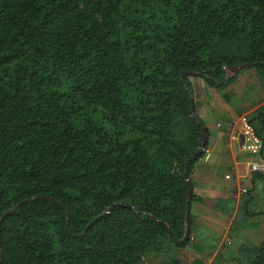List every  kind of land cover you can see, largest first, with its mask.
Returning <instances> with one entry per match:
<instances>
[{
  "label": "trees",
  "instance_id": "1",
  "mask_svg": "<svg viewBox=\"0 0 264 264\" xmlns=\"http://www.w3.org/2000/svg\"><path fill=\"white\" fill-rule=\"evenodd\" d=\"M244 64L264 92V0H0V221L26 202L1 224L0 264H147L187 248L211 136L192 80L224 90ZM248 125L264 158V107ZM227 262L264 264V243Z\"/></svg>",
  "mask_w": 264,
  "mask_h": 264
},
{
  "label": "rangeland",
  "instance_id": "2",
  "mask_svg": "<svg viewBox=\"0 0 264 264\" xmlns=\"http://www.w3.org/2000/svg\"><path fill=\"white\" fill-rule=\"evenodd\" d=\"M226 72L228 77L232 76L229 71ZM192 82L194 85V96L197 102V116L209 126L212 135L219 132V129L216 128L217 121L220 122L221 128L226 130L229 127V123H233L234 127L228 130L229 136L238 139L239 133L246 130L245 123L248 122L249 116L264 107V92L260 86V81L254 68L241 70L234 83L224 90L209 88L205 80L200 77H194ZM225 95H227V97H225ZM227 98H230V102L227 101ZM223 103L224 105L226 104V106H224V111L219 107L221 104L223 105ZM255 145L250 142L245 152L241 155L246 159H254L253 161L255 162H252L253 165L250 168V172L259 171L260 169L261 171L259 172H263L264 158L261 156L260 152H254ZM226 174H229L230 179H232L233 172L228 164L219 169V176L223 183L231 184L232 182L225 180ZM242 187L248 190V192H251V195L246 196L243 202L251 198L252 202L248 210L255 213L254 216L249 218L246 215L244 216V213H240L238 210L239 208H237L235 204H224L223 208L230 212V215H226L225 218L221 217L218 211L214 213L208 207L203 208L202 212L206 217V221L203 220L204 222L201 227H208L210 232L205 234L207 231H205L204 228H200L199 234L204 233V235L211 237L209 233H212L214 234L216 242L206 243L208 246H211L208 248L205 244H202L203 242H197L195 240V242L193 241L187 248H172V251L167 252L162 257L149 256L147 264H159L161 261L178 258L177 253L179 251L184 252L183 256L179 258L182 264H210L211 262H213L212 264H229L225 259L236 256L241 245L244 244L249 247H259L262 245L264 243L263 184L257 182V186L254 188L252 181H248L242 184ZM225 220L227 222L232 220L233 222L232 228L228 233V224ZM210 237L206 239L202 237V239L209 241L211 239ZM229 242L233 244V248H229ZM200 246L206 253L202 251L201 253L199 252V257L196 253L199 251ZM216 253L218 255H216Z\"/></svg>",
  "mask_w": 264,
  "mask_h": 264
},
{
  "label": "crops",
  "instance_id": "3",
  "mask_svg": "<svg viewBox=\"0 0 264 264\" xmlns=\"http://www.w3.org/2000/svg\"><path fill=\"white\" fill-rule=\"evenodd\" d=\"M224 106H226V104L224 105L223 103V105L221 104L219 107L224 111ZM219 125L221 124L217 121L216 128L219 129V132L214 135L211 134L210 145L208 152L206 153L207 157L205 156L196 164L193 175V181L195 185L194 193L203 199L202 203H196L192 209V215L194 219L191 228L193 231V240L194 242L195 240L197 242H203L202 244H205V246L208 248L211 246H208L207 244L213 243V241L216 242V240L214 239V234L212 233H209L211 234V237L204 235V233L199 234L200 228H204L201 227L202 223L206 221V217L204 216L202 209L208 207L214 213H216V211L220 212L221 217L225 218L226 214L224 213V210H220L221 207H224L225 203L227 205L235 204L237 208L240 207V204L247 195L242 196L239 201H236L233 199V194L239 191L241 188H244L242 187V184L252 181V172H250V168L253 165L252 162H255L253 161L254 159L243 158L241 154L245 152L250 142L254 145L257 143V139L254 137L251 129L249 128H245L246 130L239 133L238 139H234L233 137L229 136L228 130L221 128L222 126ZM241 135L245 136L244 144H242L240 140ZM226 164L230 165V169L233 172L232 179H227V177H230L229 174L225 175V180L232 182L231 184L223 183L219 176V169L223 166H226ZM259 171H261V169ZM226 223L228 224V233V231H230L232 228L233 222L230 220L228 222L226 221ZM204 230L207 231L205 234L210 232L208 227L204 228ZM202 237L205 239L210 237L211 239L209 241H205L202 239ZM229 245V248H233V244L231 242H229ZM201 251L206 253L205 250H203L200 246L196 255L200 257ZM183 254V251H179L177 256L181 258ZM216 255L218 254L216 253ZM228 260L229 259H225L226 262ZM212 263L213 262L210 264Z\"/></svg>",
  "mask_w": 264,
  "mask_h": 264
},
{
  "label": "water",
  "instance_id": "4",
  "mask_svg": "<svg viewBox=\"0 0 264 264\" xmlns=\"http://www.w3.org/2000/svg\"><path fill=\"white\" fill-rule=\"evenodd\" d=\"M251 66L252 65H250V64L238 65V66H234V67L228 68L227 71H229L232 74V76H235L240 70L246 69V68H250ZM182 75H183V77H186L188 75H194L195 76V75H199V73H197V72H186V73H183ZM191 101H192L191 118H192V120L194 122H197L196 117H195V101H194V97L193 96L191 98ZM200 125H202V127H203L204 135H203V138L201 140V149L194 155L193 159H195V158H197V157H199L201 155V153H202V151H203V149L206 146V143L208 141V135H209L208 128L205 125H203V124H200ZM240 140H241L242 144H244L245 143V136L244 135H241ZM187 177H188V175H187ZM191 197H192V190L190 189L189 190V194H188V201L189 202L191 201ZM38 199H45V200L54 202V203H56L58 205H61L57 200L52 199V198H49V197H45V196H43V197H35L32 200H38ZM24 203H26V202H24ZM24 203H21L20 205H22ZM20 205H18V206H20ZM62 207L64 208V206H62ZM16 208H14L11 211H9V212H7V213L4 214V216L2 217V219L0 221V227H1V224H2V222L4 220V218L6 216H8V215L13 214ZM186 210H187V215H188L189 214V210H190L189 204H188ZM111 211H112V207L108 209V212H111ZM188 240H189V233H187L186 236L182 240H177L176 241V244L179 247H183L184 245H186L188 243Z\"/></svg>",
  "mask_w": 264,
  "mask_h": 264
},
{
  "label": "built area",
  "instance_id": "5",
  "mask_svg": "<svg viewBox=\"0 0 264 264\" xmlns=\"http://www.w3.org/2000/svg\"><path fill=\"white\" fill-rule=\"evenodd\" d=\"M243 121V120H242ZM245 123V122H244ZM246 124V128L248 129H250V127H249V125H248V122L247 123H245ZM219 126H221V125H219ZM229 127H228V129L227 130H230V128H232V127H234V124L233 123H229V125H228ZM234 129V128H233ZM252 131V130H251ZM234 138V137H233ZM234 139H237V138H234ZM262 144L257 140V143H256V145H255V148H254V152H256V153H258V152H260V150L262 149ZM208 152V150L206 151V153ZM230 177H227V179H229ZM244 195H248V190H246L245 188H241L239 191H237L236 193H234L233 194V199L234 200H238L239 201V199L242 197V196H244Z\"/></svg>",
  "mask_w": 264,
  "mask_h": 264
}]
</instances>
